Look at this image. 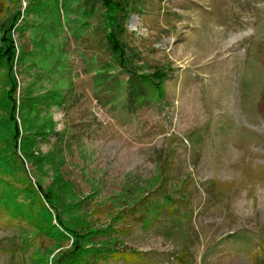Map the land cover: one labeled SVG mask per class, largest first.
I'll return each instance as SVG.
<instances>
[{"label": "rangeland", "instance_id": "374dc122", "mask_svg": "<svg viewBox=\"0 0 264 264\" xmlns=\"http://www.w3.org/2000/svg\"><path fill=\"white\" fill-rule=\"evenodd\" d=\"M114 1L124 65L104 0H0V128L12 80L20 132L25 96L24 118L48 132L39 164L17 143L37 200L0 129V264L73 250L55 214L59 235L44 236L39 185L69 228L102 235L83 254L126 255L99 264H264V0ZM23 210L39 230L10 219Z\"/></svg>", "mask_w": 264, "mask_h": 264}, {"label": "trees", "instance_id": "16d2710c", "mask_svg": "<svg viewBox=\"0 0 264 264\" xmlns=\"http://www.w3.org/2000/svg\"><path fill=\"white\" fill-rule=\"evenodd\" d=\"M59 1V0H58ZM104 6H105V13H104V22L107 26V29L109 32H107L106 34V38L108 40V43L111 47L112 52L115 54V57L117 58L118 62L120 65H124L125 64V52L123 50V46L121 44V41H119V36H120V32H122L119 29V25H120V19L118 17L119 11H120V7L119 4L117 2H115L114 0H104ZM4 41L8 42V44L10 45V52L12 53L14 51V44L13 41L11 40L10 37L6 38ZM11 57V56H10ZM125 59V60H124ZM8 72L10 73L11 76V66L8 64L7 66ZM11 84V88L8 92V98L9 100H11L12 103H10V105H6V109L8 110V114H9V118L6 121V123L3 125L6 132H8L10 134V140L7 141V147H6V152H7V156L6 159H10V162L13 163L16 166V171L19 169V174H21L22 177H19V179H21L20 182L21 184H23V186H25L26 191L23 189H20L22 192H35V197L37 200H40L38 197V192L34 189L31 180L29 179L28 176V172L25 170V166L23 161H21V158L18 156L17 154V143L18 140L21 138V148L20 151L24 156V159L31 163L33 162L35 159V162L37 161V158H35V154L33 153L32 149L36 147L35 144V136L37 139V136H39L38 138H41L42 140L45 139V136L47 135L48 132L42 131V129H44L43 127H39L38 129H33L35 127H31V122L24 118V114H26L25 109L29 106V102L33 101L34 98L32 99L31 97H27L25 96L23 98V105H22V113L21 116L23 117V124H22V130L20 132V129L18 127V123H17V119H16V110H17V102L15 101V95L17 93V84L14 81H10ZM37 102V109L42 105V101L38 98L36 99ZM56 104V103H55ZM51 108V107H50ZM39 117V116H38ZM37 117V118H38ZM9 121V122H8ZM49 125L52 124V122L48 123ZM47 124V125H48ZM2 126V127H3ZM1 127V128H2ZM0 128V129H1ZM48 136V135H47ZM47 138V137H46ZM7 140V138H6ZM0 153H2V151L0 150ZM49 161V159H47ZM10 172V171H7ZM16 175V174H15ZM39 189L41 191V193L44 195L45 199H46V203L51 207H49L50 209H47L45 206V204H40V206H42V210L44 211V214H46V222H50L51 226L49 227V229H46L44 231L45 237H49V238H54V235H59L55 229V226L53 225V221H52V214L56 215V220L58 221L59 225L61 226V228H63L62 230L64 232H66L67 234H69L72 238H73V250L70 251V253L67 255V262L66 264H99L100 260L101 261H108V260H121L122 258H125L126 255H124L123 251L118 250L117 248H112V247H104V248H95L94 249V254H90V255H85L83 254V248H82V244L83 243H92L95 241V238H99L102 235H100L99 231H89L88 233L86 232V234L82 233L80 234V232H76L73 231L71 228H69L68 225H66L65 223H63V221L61 220L60 216L56 214V211L58 210V208L55 206L54 204V199H55V194L52 192H44L42 187L39 185ZM166 199L169 201V198L166 197ZM141 203V201H140ZM140 207V205H137ZM136 206V207H137ZM4 213L7 214V212H5L4 210H2ZM55 211V212H54ZM52 212V213H51ZM39 214H42V211L39 212ZM12 218H10L12 221H21L23 223L26 224H30V227L32 228H37L36 229H40V226L38 227V222H34L32 221L33 219L36 220L39 217L33 215V217L30 214H25V210H23L22 212H19L17 215H11ZM45 222V223H46ZM35 223V224H34ZM34 224V225H33ZM34 226V227H33ZM64 235V234H62ZM51 253V252H50ZM53 253V250H52ZM55 264V263H54ZM57 264V262H56ZM61 264V263H59Z\"/></svg>", "mask_w": 264, "mask_h": 264}]
</instances>
